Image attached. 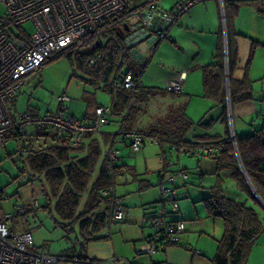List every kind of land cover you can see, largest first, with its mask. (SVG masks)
<instances>
[{"label": "crops", "instance_id": "0c3cea01", "mask_svg": "<svg viewBox=\"0 0 264 264\" xmlns=\"http://www.w3.org/2000/svg\"><path fill=\"white\" fill-rule=\"evenodd\" d=\"M147 1L130 0L127 6L129 10L136 8L143 10ZM178 1L180 0H156L158 5L168 11H172ZM117 19L104 31L102 43L90 41L82 47L81 51L93 50L98 44L104 45L108 40L118 44V37H122L124 40L131 32L142 28L139 24H132L127 19L119 21ZM126 29L130 31L127 32ZM129 49L130 47H128V51ZM148 50L143 63H137L130 58L128 64L122 63L120 68L121 57H118L116 65L119 67V73L128 69L135 70L141 74L142 86H146L149 84L143 81L144 71L158 68L163 72L158 82L162 83L163 89H165V84L169 80L176 79L181 72H184V91L179 96H173L171 102L164 104V110L168 112L179 103L186 104L185 113L194 122L185 136L186 140L197 142L200 141V137H204L208 138L209 142L242 136L264 127V0H246L245 2L240 0H206L196 3L182 15L175 16L167 36L164 39L156 40ZM149 52H153V56L149 57ZM218 53H221L224 66V84L216 94L220 96L222 92L224 99L220 103L204 94L202 83V67L216 61ZM256 58L261 61L257 60L254 64ZM151 59L154 60L150 63ZM133 65H138L139 68H132ZM111 77H113V73H111L110 79ZM260 81L261 87L257 86L258 88L255 90L254 83ZM230 85L236 98L234 102H231L230 99ZM20 90L13 104L16 111H19L17 101L21 97H19ZM254 91L258 94L257 100L260 102L258 103L260 106L256 110L253 107L252 113L247 116L246 110L249 106L251 107L249 100H253L256 96ZM108 95L95 107L105 105L110 107L112 112L113 99L111 94ZM194 99H199L198 102L202 103L200 113L203 115L198 120L191 118L187 113L191 103H194ZM94 108L88 110V107V111L83 114V117H77L75 112H70L69 109L68 112L74 117L84 120L93 115ZM165 112L163 115L166 114ZM224 112L227 114L228 126L224 120ZM231 112L236 133H233ZM125 113V110L119 113L112 112L109 126L100 134L92 135L100 142L101 158L107 154L110 147L118 149L119 158L116 163L125 166L128 170L125 174L116 177V193L121 198L123 217L110 225V236L92 240L85 246L81 244L82 237L76 226L74 232H66L74 237L72 252L65 254V256L72 257L66 261L74 264H158L160 262L166 264H214L213 258L217 252L218 240L224 231V222L219 217L208 216L204 200L210 195L211 189L217 185L221 186L224 195L236 201H246L247 205L256 209L261 218H264V204L258 199V203L252 202L253 200L231 177L230 171L217 167L214 156L187 155L197 160L196 166L189 172L180 166H175L176 169L171 170V167L168 169L169 172L186 170L188 173L186 180L177 176L175 184L176 192L182 193L178 199L179 211L172 217L187 220V229L181 237L180 245L169 246L165 250L151 255L137 254L136 249L140 246L142 239L151 233L150 220L156 207L161 204V193L158 176L156 180H153L150 175L145 174L146 171L143 174H138L136 159L125 157L119 149L122 146L128 147L127 142L118 135V129L122 125ZM235 114L240 122L238 126L235 124ZM158 116L150 118L146 116L145 112L138 110L132 129L144 131ZM45 133L52 134L53 132L45 131ZM44 139L47 143L43 149L52 144L50 136H44ZM86 142L87 138L84 137L82 144L86 145ZM152 143L160 146L159 155L154 157L158 164L156 168L164 166L165 160L170 161L172 153L180 155L169 143ZM203 143L208 144L198 143L199 145L195 148ZM145 144L146 142L143 146ZM79 148L74 150L79 152ZM77 152L76 154H82ZM148 159L147 156L143 157V163L146 164ZM176 160L178 162L176 164H180V158H176ZM173 164L176 165L175 162ZM40 176L42 177V186L40 185L39 189L43 190L41 191L45 196L47 189L45 190L43 176ZM226 181H230L231 187L226 186L228 183H225ZM45 198L47 201L45 205L48 204L51 207L54 199H48L47 196ZM185 198L187 199L185 200ZM106 231H108V227L102 230L101 234H106ZM195 250H198L199 253L196 254ZM66 261L62 264H65ZM246 264H264V231L260 233L252 246Z\"/></svg>", "mask_w": 264, "mask_h": 264}, {"label": "built area", "instance_id": "2783aa9c", "mask_svg": "<svg viewBox=\"0 0 264 264\" xmlns=\"http://www.w3.org/2000/svg\"><path fill=\"white\" fill-rule=\"evenodd\" d=\"M206 0H180L172 11L163 9L156 0H148L143 10L126 8L127 0H0V148L9 140L12 133L27 134L28 127L40 131H52L58 138L68 140L71 149L81 146L86 134H100L112 120L110 107L98 105L88 119H78L68 112L66 102L69 97H57V109L39 114L33 107H28L19 114H12L13 104L26 77L38 70L56 52L67 48L85 46L88 40L103 42L106 29L117 20L127 19L132 24H139L154 35L164 39L174 22L175 16L185 13L191 6ZM30 22L31 30L23 25ZM15 28L19 31L16 32ZM149 50L146 51V53ZM153 52H149L151 57ZM102 53L98 50L88 56L85 65L89 69L99 70ZM185 73L165 84L166 92L179 96L184 91ZM107 85L116 89L136 91L141 85L139 72L132 69L120 72L118 67ZM134 104V95L129 100ZM118 135L127 142L131 153L138 152L145 142H158L156 136H149L138 130L127 129L121 125ZM234 145V138L231 137ZM172 148L179 154L202 157L215 156L223 146L221 144H202L197 148ZM107 166L113 176V183L102 193L110 195V225L123 217L121 198L116 193V177L125 174V166H119V150L113 147L107 151ZM172 162L165 160L164 166L157 170L160 183L161 204L156 207L150 220L151 233L145 236L137 254H155L169 246L180 245L181 237L187 229V220L173 218L179 211L175 188L177 176L188 179L185 170L169 172ZM36 180L42 186V177ZM42 190V189H41ZM43 191V190H42ZM4 188L0 185V201L6 199ZM34 207H39L38 200H33ZM22 204L14 206L13 213L3 212L0 216V264H62L70 257L51 254L45 247H35L29 231L15 233L8 229L6 221L23 215ZM106 235L110 236V230ZM189 249H191L188 246ZM198 254L199 251L195 250ZM158 264H166L160 262Z\"/></svg>", "mask_w": 264, "mask_h": 264}, {"label": "trees", "instance_id": "16d2710c", "mask_svg": "<svg viewBox=\"0 0 264 264\" xmlns=\"http://www.w3.org/2000/svg\"><path fill=\"white\" fill-rule=\"evenodd\" d=\"M129 1L127 0V4ZM127 4L126 8H128ZM90 41L83 45H87ZM117 41L118 44L108 40L104 45L98 44L93 50L80 52V66L85 71L93 73V79L89 80L90 82L100 83L112 95L113 113L126 111L122 125L132 129L136 119L135 114L141 109L140 106L155 96L159 87L142 86L141 82L136 91L130 92L127 89L114 90L107 85L111 73L118 67L116 65L118 57H121L120 68L122 63L128 64L131 58L122 37H118ZM98 50L102 53L99 70L87 68L86 58ZM216 57V61L202 67V83L204 94L220 103L224 99L222 92L220 96L216 94L224 84V66L221 53H218ZM230 92L231 102H234L236 98L231 85ZM132 95L136 98V102L129 104ZM185 106V103L177 104L169 113L156 118L142 132L149 136H156L160 144L169 143L178 148H195L202 142L221 144L223 148L214 156L217 167L229 170L231 177L253 200L252 202L258 203L238 164L234 146L229 137L209 142L208 138L204 137H200L201 142L186 140L185 136L194 122L186 115ZM224 120L228 126L225 112ZM227 132L229 134V131ZM15 133L22 135V133ZM36 134L48 135L52 140L50 146L30 152L26 158L29 170L34 175L43 176L45 190L47 189L45 197L54 199L51 207L46 204L44 208L53 214L54 222L66 232H74L76 226L78 233L81 234L83 246L92 240L107 237L108 235H102L101 231L109 228L110 195L103 194L102 191L113 183V176L107 166V155L101 158L100 142L92 136L93 134L88 133L84 136L87 138L86 145L82 144L77 152L68 146L67 139L58 138L53 133L47 134L40 130H37ZM235 139L244 170L259 196L264 199V127L249 134L236 136ZM76 152L82 154H76ZM204 201L208 216L219 217L224 222V231L218 240L213 263L246 264L252 246L260 233L264 231V218L259 216L254 207L247 205L246 201H236L224 195L219 185L211 189L210 195ZM67 257L72 256L67 255Z\"/></svg>", "mask_w": 264, "mask_h": 264}, {"label": "rangeland", "instance_id": "374dc122", "mask_svg": "<svg viewBox=\"0 0 264 264\" xmlns=\"http://www.w3.org/2000/svg\"><path fill=\"white\" fill-rule=\"evenodd\" d=\"M23 27L26 30H31L32 24L28 22ZM15 31L18 32L19 29L15 28ZM81 49L82 46L56 51L38 70L28 74L25 84L20 90L19 97H21L17 101V109L19 111H16L13 106L12 114H19L28 107H33L41 114L53 112L58 106L57 97L66 95L69 97V102L66 105L70 112L74 111L77 117H83L86 111L93 109L96 104L109 96L108 91L100 83L96 84L89 81L93 79V73L81 68L79 56L80 52H83ZM153 60L151 59L150 63ZM257 60L259 62L261 61V59L256 58L254 64ZM128 67L131 66L128 65ZM132 68L138 69L139 66L133 65ZM145 71L143 73V75L145 74L143 81L149 84L146 86L160 88L155 93V96L149 98L147 102H144L140 106V110L145 112L146 116L150 118L158 115L160 117L165 112L164 104L171 102L173 96L163 89L162 83L158 82L163 72L159 71L158 68ZM254 85H256V90L258 87H261V81L254 83ZM254 95H256L255 98L249 100L251 107L249 106L246 110L247 116L252 113L251 109L253 107L256 110L260 106L256 91H254ZM194 100V103H191L188 109L189 112L187 113L191 118L198 120L203 115L200 113L202 111V103L198 102L199 99ZM233 107L235 108L234 105ZM165 113H169V111ZM230 115L231 123L233 124L232 112ZM234 117L235 124L238 126L240 122L237 119V115L235 114ZM108 126L106 125L103 130ZM232 128L233 133H236L234 124ZM194 130L196 131L197 129ZM36 131L35 128L28 127L27 134L18 135L14 133L10 135L9 140L0 148V185L4 188L7 195L6 199L0 201V216L3 212L12 214L14 206L16 204H22L25 209L24 214L7 220L6 225L8 229L15 233L29 231L33 236V245L35 247H45L52 254H70L73 249L74 237L59 227L54 222L53 214L44 208L47 201L41 189H39L40 183L36 180L38 175H34L26 163V158L30 152L43 149L47 143L44 135H38ZM119 149L125 157L136 159L138 174H143L146 171L145 174L150 175L153 180H156L157 170L161 168H156L158 164L157 159L154 158L159 155V145L148 141L141 151L136 153H131L129 147L125 148L122 146ZM145 156L149 158L146 164L143 163V157ZM176 158H180V164H176ZM170 159L172 163L175 162L176 164L171 165V170L176 169L175 166H180L184 167L188 172L196 166L197 162L193 157L182 154L176 155V153H172ZM225 183H227L226 186L231 185L230 181H226ZM181 193L177 191L178 199ZM34 199L38 200L39 207L37 208L33 205ZM65 264L74 263L66 261Z\"/></svg>", "mask_w": 264, "mask_h": 264}, {"label": "water", "instance_id": "95a60500", "mask_svg": "<svg viewBox=\"0 0 264 264\" xmlns=\"http://www.w3.org/2000/svg\"><path fill=\"white\" fill-rule=\"evenodd\" d=\"M127 32H129V29H126ZM156 37L154 35H149V32L145 30L144 28H140L138 30H135L131 32L129 35H127L124 39L125 44L130 47L129 49V55L132 59H134L137 63H143L146 57V51L148 48L156 41ZM234 138V150L237 156L238 164L242 170V173L250 186L252 192L256 196V198L264 204V200L259 196L258 192L255 190L254 186L252 185L250 179L248 178L244 167L242 165V162L239 158L238 152H237V146H236V139Z\"/></svg>", "mask_w": 264, "mask_h": 264}]
</instances>
